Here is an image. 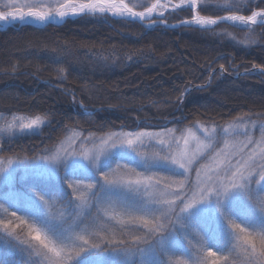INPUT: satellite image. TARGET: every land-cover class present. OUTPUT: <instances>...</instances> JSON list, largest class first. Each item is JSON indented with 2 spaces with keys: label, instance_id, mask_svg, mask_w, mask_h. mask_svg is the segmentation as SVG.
I'll list each match as a JSON object with an SVG mask.
<instances>
[{
  "label": "trees",
  "instance_id": "obj_1",
  "mask_svg": "<svg viewBox=\"0 0 264 264\" xmlns=\"http://www.w3.org/2000/svg\"><path fill=\"white\" fill-rule=\"evenodd\" d=\"M126 1L134 9L143 10L155 0ZM63 2L54 0L50 5L55 7ZM199 2L198 13L212 18L250 15L252 10H258L248 7L246 2L239 12L219 10L230 6L233 0ZM253 3L258 4L259 0ZM0 10H4L1 1ZM190 17L188 9H181L168 13L164 19L176 24ZM213 28L214 32L189 26L147 31L140 24L108 15H85L62 25L0 30V116L31 120L51 113L50 123L46 120L35 135H20L11 143L1 138L0 160H32L48 155L50 152L46 150L53 151L73 133L105 137L111 132L173 130L179 135L198 125L223 127L241 120L256 127L257 132L264 125V74L260 72L264 67V28L258 25L240 30L225 23ZM185 89L190 91L182 95ZM125 160L135 163L115 154L102 164V169L115 168L117 161ZM158 170L161 174L173 173L164 167ZM19 173L11 186L0 187V202H4L2 198L9 192L27 195L34 189L47 197L44 211L50 218L84 221L81 228L85 227L89 209L74 196L70 205L72 190L67 189L63 180L46 176L21 180ZM69 175L86 181L96 179L94 170L69 171ZM76 195L87 198L89 192L81 186ZM222 207L252 235L264 230V216L260 215L264 200L255 201L252 208L245 199L231 200ZM14 210L45 228L54 238H63L64 233L46 219L36 204L29 206L22 200ZM3 215L0 210V216ZM183 219L205 233L207 246L211 248L208 251L220 255L231 249L225 253L228 264H248L245 246L234 240L231 232L237 230L228 229L218 208L191 211ZM113 225L115 229L122 226L112 221L96 228H106L112 233ZM26 233L24 226L11 236L0 229V264H30L31 260L47 264L34 251L29 257L11 246L25 241L23 246L27 247L30 242ZM100 234L104 235V231ZM156 247L158 251L160 246ZM165 247L169 251L163 256L166 264H201L204 257L195 239L184 247H174L171 242H166ZM87 255L77 264H87ZM155 258V252L151 251L149 255L106 253L98 257L102 264H144Z\"/></svg>",
  "mask_w": 264,
  "mask_h": 264
},
{
  "label": "snow or ice",
  "instance_id": "obj_2",
  "mask_svg": "<svg viewBox=\"0 0 264 264\" xmlns=\"http://www.w3.org/2000/svg\"><path fill=\"white\" fill-rule=\"evenodd\" d=\"M245 2L248 7H255L258 10H252L250 15L231 14L219 16L218 19L196 14L192 21L184 23L199 25L208 32H214L213 26L220 22H232V26L240 30H248L252 25L264 28V0H259L258 4H254L253 0H239V2L233 0L230 6L219 10L239 12L243 10ZM198 3L199 0H181V3L174 7L182 8L186 4L188 10L192 11L197 8ZM169 6L168 3L156 0L151 6L146 5L144 11H133L124 0H64L55 7L30 6L22 9L17 0H10L5 10L0 11V22L45 23L55 21L56 17L63 20L68 16L97 13H110L113 17H136L143 21L151 18L158 9L161 10L159 16L163 17V10ZM221 68L223 69V65ZM260 72L264 74V67L260 68ZM60 78L63 79L62 76ZM189 91L185 89L182 95ZM50 117L51 113H46L43 118L37 115L34 119L25 121L13 116V120L19 122L8 124L7 128L0 129V132H13L11 137H4L5 142L11 143L17 136L35 135L46 120L50 123ZM240 123L245 122L241 120ZM14 129H18V132L13 131ZM261 129L264 131V125ZM202 131L205 139L209 141L213 139V133L215 134V147H219L221 142L225 147L217 155L218 163L209 167L203 175L197 171L194 181L188 173L192 160L200 148L192 152L188 146L189 142L194 141L198 146L203 147H212V145L204 144L200 136L191 129L187 138L181 135L180 139H177L173 135L167 141L161 138L164 135L162 133L121 131L111 132L106 137H96L93 133L74 134L68 139L67 147L62 145L63 156H60L59 151L53 155H45L41 159L46 163L40 165L35 158L21 160L20 163L24 166L26 174L30 173L39 179L44 176V170H51L56 180H63L67 189L72 190L69 196L70 205L74 196L80 205L88 207V223L82 229L81 224L84 221L77 223L75 220L70 222V218L61 221L50 218L44 211L48 203L47 197L34 189L27 195L9 192L2 198L4 202H0V210L4 213L0 216V229L11 236L24 226L27 228L26 235L30 243L27 247L23 246L25 241H20L19 244H11V241L7 243L21 253H27L29 257L34 251L37 257L43 256L47 264H77L85 254H88L87 264H102L98 257L106 253L115 256L137 253L149 255L150 251L155 252L156 258L145 261L144 264H166L163 259V256L169 252L165 247L166 242H171L174 247L180 248L191 244L195 239L201 246L199 251L204 253L201 264H222V261L223 264H228V256L225 253H229L231 249L220 255H217V251H208L211 248L207 246L205 233L196 224L185 223L183 219L198 205L206 204L215 198L217 208L228 229L237 230L230 231L234 235V240H240L245 246L248 264H264V260L260 259L264 257V230H260L256 236L252 235L227 215L222 207L225 198L234 191H239L251 208L254 207L255 201L264 200V141L256 142L251 139L247 129L242 133H236L243 135L244 141L231 144L221 135V132L226 133L228 129H222L220 125H216L211 130L205 127ZM145 136L157 141V144L145 148L149 155L134 147L137 141L142 143V138ZM75 139H79L78 146L73 143ZM89 143L92 144L91 148L87 147ZM119 149H126L127 154H132L131 159L135 163L130 164L127 160L117 161L115 168L102 169L103 161ZM46 151L52 152V149ZM77 159L88 162L94 170L96 177L94 181L77 179L69 175L70 162ZM9 163L11 164L12 161L10 160ZM162 164L175 166L177 172L161 174L158 169ZM120 169H124L126 174L118 175L117 170ZM14 177L15 169L0 176V184L11 186ZM81 186L88 190L87 198L76 195L77 189ZM22 200L29 206L36 204L42 209L46 219L57 225L58 230L64 233L63 238H54L45 228L18 214L14 209ZM260 215L264 216V209L261 210ZM123 217H127V221ZM112 221L122 226L115 229L113 225L115 230L112 233L106 228H96V225H108ZM88 229L92 231L89 232ZM100 231H104V235H101ZM116 232L119 234L117 235ZM92 236L96 238H90ZM156 245L160 246L158 251ZM186 251L188 255L191 254L188 247ZM30 264H40V262L31 260Z\"/></svg>",
  "mask_w": 264,
  "mask_h": 264
},
{
  "label": "rangeland",
  "instance_id": "obj_3",
  "mask_svg": "<svg viewBox=\"0 0 264 264\" xmlns=\"http://www.w3.org/2000/svg\"><path fill=\"white\" fill-rule=\"evenodd\" d=\"M3 3V8L5 10V7L7 5H9L8 3H10V0H0ZM54 0H17V3L22 7V9H26L30 6L32 7H46V6H51L50 4L53 3ZM8 2V3H7ZM127 2V1H126ZM156 0L153 2L155 3ZM161 3H168L170 4V6L163 10L164 11V16L160 17L159 16V11L161 10H157V12L151 17V18H146L143 21H137L135 20L133 17H113L115 19H121L124 21H128V22H135L137 24H140L145 30L150 31L152 29H155L156 27H163L162 25H157L156 23L162 21V23H165L166 25H170V23L166 22L164 17L170 13V12H174L176 10H181V9H188L187 5L185 4L182 8H175L173 3L176 4H180L181 0H160ZM173 2V3H172ZM152 3V4H153ZM151 4V5H152ZM201 4V2L198 3V6L195 10L190 11L191 12V17H194L196 14L198 13V7ZM150 5V6H151ZM55 6V4H54ZM143 10H138V11H144ZM2 11V10H0ZM137 11V10H135ZM200 15V14H199ZM79 18V16H78ZM189 18V19H190ZM77 19L73 18L70 20H74ZM67 20L66 19L63 23H65ZM63 23L60 24H47V25H62ZM47 25H42L40 22H33L31 24H13L9 27H6L4 30L10 28V27H22V26H33L36 28H41V27H45ZM197 27H200L199 25H196ZM255 25H252L250 27H253ZM0 28H2V24L0 23ZM1 30V31H4ZM21 119L27 121L30 119L27 118H22ZM19 121H14L13 117L10 118H4L0 116V129H6L7 125L10 123H18ZM207 126H201L198 125L195 129H191L193 132H195L198 136H200L201 140L204 142V144H208L211 143L212 147H203V146H198L194 141L189 142V148L192 150V152H196L197 148H200V151L194 156L193 160H192V164L190 166V172L188 173V175L190 176V178L194 181L195 177H196V172L199 171L202 175L204 174L205 171H207V169L211 166H213L214 164L218 163L217 160V155L218 153L224 149L225 144L223 142L220 143L219 147H215V134L213 133V139L211 141L205 139L204 135H203V128H205ZM209 130H211L213 127H207ZM222 129H228V131L226 133L221 132V135L224 137V140L228 141L229 144L233 143V142H240V141H244L245 137L243 135H236L237 132L242 133L243 131H245V129H247V131L249 132V135L251 137V139H253L256 142H262L264 141V131H262L261 127L258 128L257 132H255L256 127L251 126L249 127L248 124L246 123H240V121L226 125L221 127ZM199 129V130H198ZM13 131L18 132V129H14ZM188 132L189 130L183 131L181 134H176L173 130L171 131H157V132H150V131H146V133H162L164 134L161 138L167 140H170L172 138L173 135H175V137L177 139H180L181 135H183L184 137H188ZM73 133L71 137L74 136ZM13 132H0V139L4 138V137H8V136H12ZM106 137V136H105ZM70 138V137H69ZM65 139L62 141L61 144H59L52 152H50L48 155H53L56 153V151H59L60 156L64 155L63 152V147H67V141L68 139ZM73 143L78 146L79 145V139H75L73 141ZM181 146L183 147V140L180 141ZM157 144V141L155 139H150L149 137L145 136L144 138H142V143L140 141H137V143L134 145V147H137L139 151L145 152V155H149V152L145 151L146 147H150L151 145H155ZM88 148L92 147V144L89 143L87 145ZM121 155L127 159H131V155L132 154H127V150L126 149H119V150H115L114 153L111 155ZM111 156H109L108 158H106L102 164H104ZM43 157V156H42ZM42 157H37L35 160L37 161V164H45L46 161L42 160ZM132 160V159H131ZM10 160H6V161H2L0 160V176H2L4 173L6 172H11L13 169H15V177L14 180L17 178L16 174L17 172H20L18 175V178L21 180H25L28 177H34L33 175H31L30 173L26 174V170L24 168V166L20 163V161H16V160H11L12 163H9ZM160 167H164L170 171H172L173 173H176L177 170L175 169V166L172 165H168V164H162ZM78 170H82V171H87L90 172L93 169L91 168V166L88 164V162L86 161H82V160H74L70 162V166H69V171H78ZM117 174L118 175H125V170L124 169H120L117 170ZM55 177L54 174L51 172V170H44V176L42 177ZM41 178V177H40ZM5 184H0V187H2ZM173 190H177V189H173ZM235 199H244V197L242 196V194L239 191H234L232 193L229 194V196L227 198H225L223 205L226 204L227 202H230L231 200H235ZM222 205V206H223ZM206 209H212V210H216L217 209V204H216V200L215 198H213L210 202L206 203V204H201L198 205L196 208L192 209L191 211H202V210H206ZM190 211V212H191Z\"/></svg>",
  "mask_w": 264,
  "mask_h": 264
},
{
  "label": "water",
  "instance_id": "obj_4",
  "mask_svg": "<svg viewBox=\"0 0 264 264\" xmlns=\"http://www.w3.org/2000/svg\"><path fill=\"white\" fill-rule=\"evenodd\" d=\"M135 11V10H133ZM82 15H85V14H81L79 16H82ZM78 16H68V17H65L63 20H60L59 17H56L55 18V21H48V22H45V23H41L42 25H47V24H60V23H63L66 19H73V18H76ZM135 20L137 21H140L139 18H136V17H133ZM214 19V18H213ZM193 20V19H192ZM191 20V21H192ZM2 24V28H0V30H4L6 27H9L13 24H21L19 21H15V22H12V23H5V22H0ZM220 23H225V22H220ZM226 23H229V22H226ZM157 25H162V26H165L167 28H174V27H177L179 25H192V26H196L195 24H189V23H179V24H176V25H166L165 23H162V22H158L156 23Z\"/></svg>",
  "mask_w": 264,
  "mask_h": 264
},
{
  "label": "bare ground",
  "instance_id": "obj_5",
  "mask_svg": "<svg viewBox=\"0 0 264 264\" xmlns=\"http://www.w3.org/2000/svg\"><path fill=\"white\" fill-rule=\"evenodd\" d=\"M155 13H153V15H154Z\"/></svg>",
  "mask_w": 264,
  "mask_h": 264
}]
</instances>
